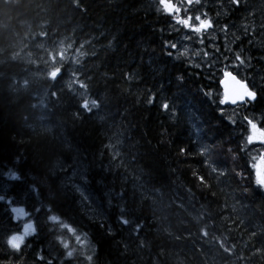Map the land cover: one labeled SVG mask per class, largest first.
I'll return each instance as SVG.
<instances>
[{
  "label": "trees",
  "instance_id": "16d2710c",
  "mask_svg": "<svg viewBox=\"0 0 264 264\" xmlns=\"http://www.w3.org/2000/svg\"><path fill=\"white\" fill-rule=\"evenodd\" d=\"M206 1L205 7L182 8L176 15L184 18L196 10L213 20L215 31L204 38L206 61L214 52L206 37L220 49L236 45L250 58L244 81L256 85L250 86L257 92L253 104H220L223 71L213 68L230 65L235 72L234 48L221 49L224 55L211 68L202 60L197 68L196 59H176L177 49L165 48L164 41L178 45L182 31L159 0H0V195L12 200L11 206L0 201V264H43L35 255L41 248L60 264L68 248L55 237L66 234L48 221L47 208L76 228L84 242L71 264H81L94 246V264H264V188L253 167L261 166L264 143H246L249 128L243 120L248 116L264 129V0H249L239 10L227 0L223 6L221 0ZM225 24L227 34L219 30ZM53 49L68 50L71 58L56 81L47 76ZM75 50L84 53L79 64L73 63ZM72 72L89 85L86 96L76 94L84 91L78 84L68 87ZM179 76L184 79L178 82ZM208 91L211 97L203 94ZM150 94L156 96L152 104ZM85 98L97 99L100 108L82 110ZM164 102L168 111L160 107ZM229 116L235 125L227 122ZM201 136L218 145L205 164L226 160L244 173L239 187L231 178L217 182L208 175L197 154ZM181 148L189 154L180 155ZM190 167L211 187L193 186ZM74 170L85 173L88 184L81 190L87 204L72 190L79 183ZM9 171L20 180L10 179ZM122 203L145 225L143 246L116 218ZM10 207L30 215L13 221ZM27 220L36 222L37 235L25 237L14 253L6 238L22 234ZM109 226L115 236L107 235ZM213 236L236 247L225 253Z\"/></svg>",
  "mask_w": 264,
  "mask_h": 264
},
{
  "label": "snow or ice",
  "instance_id": "6c2138e0",
  "mask_svg": "<svg viewBox=\"0 0 264 264\" xmlns=\"http://www.w3.org/2000/svg\"><path fill=\"white\" fill-rule=\"evenodd\" d=\"M160 5H162L165 12L169 15V17L173 18L176 23L183 25L186 29H188L190 34H186L183 37V40L185 41H191V40H198V43L200 45L205 44V33L208 32L209 29H212L215 31L213 20L207 16L206 12H201L198 15H195V17L188 15L186 18L178 17L176 14L181 11V8L174 5L171 0H159ZM183 3L187 4L189 7H191L193 4L195 5H201V0H183ZM227 3L231 5L234 9L239 10L241 7L247 8L249 6V0H227ZM221 6H223V0H221ZM184 11L187 12L188 8H184ZM219 15V12L217 13ZM218 23V21H217ZM235 25H233L234 27ZM244 27V35L248 34V28L247 26ZM264 27V25H262ZM221 32H224L227 34L228 31V25H221L220 29ZM41 35H47L46 33H41ZM255 35V32H253V36ZM237 40L240 39V37H236ZM214 40V38H213ZM62 43V42H61ZM165 48L168 49H177V43H171L169 41H164ZM43 47V46H41ZM69 47H71L69 45ZM83 47V45H81ZM211 47L214 49V52L212 53V57L207 60L205 63L209 68L213 67L217 61L220 59V56H223L224 54L221 53L220 47L216 46V44L213 42ZM230 51V49H228ZM79 51V50H77ZM188 54V49L185 47V50L183 53L178 54L175 58L180 59L181 55L186 56ZM197 56H202V59L204 57H209V52L207 50L197 51L195 53ZM219 54V55H217ZM84 55V53H80L76 59L73 61V63L79 64L80 63V56ZM166 55L169 57H173V51L168 50L166 52ZM226 58V57H225ZM71 58L66 55V51L64 49H60L58 52L56 49H53L51 52V69L48 71L47 76L50 80L56 81L59 77L60 79H63V76L61 75L62 68L66 61L70 60ZM234 59L238 61V63L233 64L232 67L234 69H240L241 67L247 68L249 65L246 63L247 59H250L248 57H242L240 52L234 53ZM201 65L196 64L195 67L199 68ZM228 65H225V68L222 70L223 75L225 77V82L228 80H231L234 82V84L237 86L235 89L231 91H226L224 93L223 99L220 100L221 105L231 104V105H245V104H251L257 100V92L252 90L248 86V83L246 81H242L237 78L236 75L233 74L232 71L227 70ZM72 79H70L67 84L69 88H72L73 83H76L79 85V88L84 90L83 92H77L76 94L78 96H86L87 95V89L89 85L85 83L84 81H81L79 77L77 76L76 72L71 73ZM184 79L183 76L177 77V81H182ZM25 86L28 84V81H24ZM256 85L253 84V88H255ZM205 96L211 97V91L204 92ZM52 95H56L55 92L52 93ZM156 101L155 94H150L149 99L147 100L148 104H152ZM100 102L97 99H92L89 101L88 99H83L80 103V108L86 112L91 113L92 109L94 108H100ZM160 107L164 111L169 110V103L164 102L160 104ZM172 108L175 109V104H172ZM74 115H79V113H74ZM191 116V114H189ZM219 115L221 117H224V109H219ZM172 118L175 119V112L172 113ZM193 119H198L195 116H191ZM227 122L231 125H235V120L232 119L230 116L225 117ZM243 120L246 121L248 128H249V135L246 137V143L252 144L254 141H260L261 143H264V129H261L258 127L257 123L254 122L253 119H250L248 116H244ZM201 143L198 147L197 154L204 159L201 160V164L205 165L206 168L209 170L208 175L211 176L214 174V178L217 180V182H220L221 177L225 178H231L233 181L236 182L237 186L239 187L241 182L245 179L243 172H237L234 168H229L227 165L226 160H220V161H212L207 164H205L206 161H209L212 155L215 153L216 148L218 145L215 141L211 143H204L202 136L200 137ZM108 147H112V145H109ZM243 150V149H241ZM228 153H233V150L231 148L225 149ZM180 155H188L189 149L188 148H181L179 150ZM115 156V152L113 153ZM233 160L236 159L235 155H232L231 157ZM253 167H256V183L261 188H264V157H261V166L253 165ZM190 171L193 177V186H203L205 188H210V184L208 183V180L206 179L205 175L200 174V171L198 169L190 167ZM10 179L13 180H20V176L17 175L15 172L9 171L7 174ZM73 175L79 176V183H73L72 184V190L74 192L80 193V199L84 201L86 204L89 201V197L85 195L84 191L81 190V188L85 185H87V181L85 180V173L84 172H76V170L73 171ZM236 177H239V181H236ZM224 182H227L224 181ZM139 187H143V185H139ZM85 189V187H83ZM35 191V188L32 189ZM86 190V189H85ZM247 188H243V191H247ZM191 188H188V192L191 193ZM213 196L216 195L215 192L212 193ZM120 197H123V193L120 194ZM0 201H5V197L3 195H0ZM8 205H12V200L9 199L5 201ZM109 204L111 203V200L108 201ZM90 206V205H89ZM183 205H181L182 207ZM233 211H235V206H233ZM11 213H13V221H19L20 219H23L30 214L25 212L24 208L22 207H10ZM35 211L37 213L40 212V208H36ZM46 211L50 213L47 217L48 221L53 225H59L61 228H66L68 231L72 232V234L76 237L77 242L80 241L81 237L77 233V229L73 228L68 223L61 220V218L52 213L51 208H47ZM131 210L128 208H125L123 206V203L118 206V215L117 220L119 221L120 225L122 226V229H128L132 234H134V237H136L139 240V244L143 246L144 239H143V233L145 231V225L141 223V221H137L135 217H132L129 215V212ZM224 219H229V217H224ZM102 227H104V224H101ZM202 236L204 238H208L210 236L209 231L207 228L201 229ZM257 232L253 231L251 235L253 237L257 236ZM261 234H264V232H261ZM37 235L36 230V222L33 220H27L23 224V231L21 233H12L11 235H8L6 238V244L7 246L13 250L14 253H19L21 251V246L24 244L25 237L27 236H35ZM107 235L108 236H115V232L112 230L111 226L107 228ZM84 236L87 237V233H84ZM213 240L217 241L219 244V247L223 249L225 253L231 252L236 245L232 244L231 247H228L225 245V240L221 239L219 237H211ZM55 239L60 243V245L63 246V248L67 249L69 245L63 240V238L59 235L55 237ZM30 247V245H29ZM124 248H127V245L124 244ZM43 249L41 248L39 251L35 253L37 261L43 262V264H53V260L47 258L45 255H42ZM94 256L97 255V249L94 246L92 250L91 255H86L85 260L88 261V264H94ZM73 251H67L64 254V259L60 261V264H71L73 260Z\"/></svg>",
  "mask_w": 264,
  "mask_h": 264
},
{
  "label": "rangeland",
  "instance_id": "374dc122",
  "mask_svg": "<svg viewBox=\"0 0 264 264\" xmlns=\"http://www.w3.org/2000/svg\"><path fill=\"white\" fill-rule=\"evenodd\" d=\"M202 1H204V0H201V2ZM180 2H182V1L181 0H178V1L177 0H173L172 3L177 6V4L180 5ZM193 5L196 8H198L200 6V5H195V4H193ZM179 7L181 9L183 8L181 5ZM199 12H197L195 15L200 14ZM195 15H191V16L195 17ZM176 27H177L178 30L183 31V33L181 34V41L177 45V52H178V54L183 53L184 50H185V47H186L188 49V54L186 56L181 55V57H185L186 59H190V60H195L196 59L197 60V64L200 63V62H198L199 60H202V62L205 63L206 62V57H204L202 59V56H197L195 54L197 51H201L202 52L203 50H205V46L204 45H200L198 43V40H191V41H185V40H183L184 35L190 34L189 31H188V29H186L183 25H180L178 23H176ZM210 32H211V29L208 30L207 34L209 35ZM206 40H207V43H208L207 48H209V50H214L211 47V45H212L213 42L215 44H217V43L214 40L208 39V37H206ZM232 48H234L236 50L235 52H240L241 55H242V57H246V55L244 54V52L241 51V50H239V48H237L236 45H226V44H223V46H221V49L222 50H228V49L232 50ZM65 51H66V55H67L68 50H65ZM228 52H229V50H228ZM72 55H75L74 58H76V56H78V51L75 50L74 53H72ZM230 60L232 61V65L238 63V61H236L234 59V57H233V59H230ZM246 63L248 64V59L246 60ZM224 68L225 67H214L213 68L214 69L213 71H215V70H218V71L219 70H223ZM248 68H250V66H248L247 68L241 67L238 70L235 69L234 70L235 72H233V73L236 74L240 79L244 80V78L247 77L246 70ZM227 70L228 71H232L230 65H228ZM217 74L218 73H216V75ZM222 76H220V77H222ZM77 86L79 87V85H77ZM250 86L253 87V85L251 84V82H250ZM58 230L60 232H65L66 235L62 234L61 237L69 245L68 251H73V257L76 258L79 255V253L82 251V247L80 245L82 244L83 241L80 239V241L77 242L76 237L72 234V232L68 231V229H66V228H61L60 226H58ZM86 255H90L88 249H86V252L84 254V257ZM86 263H87V261L85 259H83L81 261V264H86Z\"/></svg>",
  "mask_w": 264,
  "mask_h": 264
},
{
  "label": "water",
  "instance_id": "95a60500",
  "mask_svg": "<svg viewBox=\"0 0 264 264\" xmlns=\"http://www.w3.org/2000/svg\"><path fill=\"white\" fill-rule=\"evenodd\" d=\"M236 87L237 86L231 80H228L227 82H225V77L221 81V88H222V91H223V96H224V93L226 91H231V90L235 89ZM226 105L231 106V107H236V106H238L240 104H237V105L226 104Z\"/></svg>",
  "mask_w": 264,
  "mask_h": 264
},
{
  "label": "clouds",
  "instance_id": "9594fccd",
  "mask_svg": "<svg viewBox=\"0 0 264 264\" xmlns=\"http://www.w3.org/2000/svg\"><path fill=\"white\" fill-rule=\"evenodd\" d=\"M85 219H88V218H85ZM100 227L102 228V226H101V225H100ZM160 255H161V256H163V255H164V253H163V252H161V253H160Z\"/></svg>",
  "mask_w": 264,
  "mask_h": 264
},
{
  "label": "flooded vegetation",
  "instance_id": "af4514ba",
  "mask_svg": "<svg viewBox=\"0 0 264 264\" xmlns=\"http://www.w3.org/2000/svg\"><path fill=\"white\" fill-rule=\"evenodd\" d=\"M205 5L207 4V1L206 0H204V1H202Z\"/></svg>",
  "mask_w": 264,
  "mask_h": 264
},
{
  "label": "bare ground",
  "instance_id": "6f19581e",
  "mask_svg": "<svg viewBox=\"0 0 264 264\" xmlns=\"http://www.w3.org/2000/svg\"><path fill=\"white\" fill-rule=\"evenodd\" d=\"M222 9V8H221Z\"/></svg>",
  "mask_w": 264,
  "mask_h": 264
}]
</instances>
